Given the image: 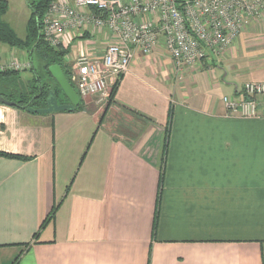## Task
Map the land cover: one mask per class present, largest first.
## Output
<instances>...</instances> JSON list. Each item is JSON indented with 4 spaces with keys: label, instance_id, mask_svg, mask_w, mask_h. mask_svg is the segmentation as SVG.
<instances>
[{
    "label": "crops",
    "instance_id": "0c3cea01",
    "mask_svg": "<svg viewBox=\"0 0 264 264\" xmlns=\"http://www.w3.org/2000/svg\"><path fill=\"white\" fill-rule=\"evenodd\" d=\"M95 34L72 46L100 56ZM250 81L264 82V17L196 65L163 38L137 51L107 109L0 103V151L18 156H0V264H264V94L251 117L223 102Z\"/></svg>",
    "mask_w": 264,
    "mask_h": 264
},
{
    "label": "built area",
    "instance_id": "2783aa9c",
    "mask_svg": "<svg viewBox=\"0 0 264 264\" xmlns=\"http://www.w3.org/2000/svg\"><path fill=\"white\" fill-rule=\"evenodd\" d=\"M264 17V0H55L43 17V34L52 47L67 49L74 35L105 30L108 44L101 56L72 49L64 57L69 81L81 100L110 103L113 84L129 70L136 52L150 54L163 38L178 64L196 65L220 53L255 19ZM73 53V54H72ZM0 63V71L24 70L32 62ZM264 82H246L238 98L224 96L231 114L257 115Z\"/></svg>",
    "mask_w": 264,
    "mask_h": 264
},
{
    "label": "trees",
    "instance_id": "16d2710c",
    "mask_svg": "<svg viewBox=\"0 0 264 264\" xmlns=\"http://www.w3.org/2000/svg\"><path fill=\"white\" fill-rule=\"evenodd\" d=\"M55 0H35L30 1L29 5L31 8V15L28 21L27 25V33L25 37H20L16 33V31L4 20L0 18V42L3 44L8 45L12 49H19L21 51H24L26 55L29 57V59L32 62V56L34 53H36L41 59L44 60V69L47 71L48 74V67L51 64H60L65 71L67 77H69V70L66 68L64 64V57L68 53V51H64L58 48H52L48 46V44L44 40V34H43V17L45 13L47 12L48 8L50 7V4ZM8 8V1L7 0H0V17L7 12ZM31 71L35 72L34 65L32 64ZM36 73V72H35ZM41 77L36 74L33 78V84L30 85L34 90L28 93L21 92L20 99H16L14 95L11 94L7 95L5 93H1L0 95L4 96L8 100L15 101L17 104L14 105V107H17L19 109L27 110L24 107L32 106L35 102V99L33 98V94L36 93L39 94V99H45L48 97V91L51 89L47 85H42V90L40 93L39 90V83L41 82ZM22 80L21 71L20 70H14V69H6L3 71H0V87L2 83L7 82L10 85L11 88H17L19 85V81ZM121 80V79H120ZM120 80L115 82L112 87V91L110 94V101H112L115 97L116 90L118 87V84L120 83ZM57 94V90L62 93V95L65 97L62 89L60 88L58 84V89H52ZM66 98V97H65ZM83 109V100H81L79 106L74 110H81ZM107 109V107H106ZM172 116V110L169 111V122L171 121ZM168 122V123H169ZM0 156H10V157H18L16 155H11L6 152L0 151ZM163 168H161L160 172V180H159V193H158V203L161 196V188L163 184ZM54 215V210L51 212V214L43 221L41 224L40 229L44 228L49 220ZM157 218H158V212L156 211L154 222H153V234H155L156 228H157ZM39 231L36 232L34 237H37L39 234Z\"/></svg>",
    "mask_w": 264,
    "mask_h": 264
},
{
    "label": "rangeland",
    "instance_id": "374dc122",
    "mask_svg": "<svg viewBox=\"0 0 264 264\" xmlns=\"http://www.w3.org/2000/svg\"><path fill=\"white\" fill-rule=\"evenodd\" d=\"M7 1H8L7 12L5 14H3L0 18L2 20H4L5 22H7L16 31L18 36L23 38V37H25V35L27 33V25H28V21H29L30 15H31V11H32L29 3H30V1H35V0H7ZM76 36L77 35H74L72 41L79 39ZM94 38H95L96 42H98V40L100 39V35L95 34ZM44 40L48 44V46L52 47V45L50 44L49 40L46 37L44 38ZM94 41L85 40L84 44L91 47L92 43H94ZM73 47L79 48L80 42L74 43ZM5 48H10V47L8 45L0 42V57L1 58H3L2 53L4 52ZM74 48H70V46H69L67 49L63 48L61 50H64V51L67 50L68 53H71L72 49H74ZM16 50L18 51L16 58H19V60L22 61L25 58V57H23L24 52H21V50H19V49H16ZM19 54L21 56H19ZM31 59H32V64L34 65L36 73L34 71H31L32 66L30 68H25L24 70H21L22 80L19 81L18 87L17 88H11L9 84L7 86V84H6L7 82H4V83H2V85L0 87L1 93H5L7 95L11 94L12 96L14 95V97L16 99H20L19 94L21 92L28 93V92H31L34 90L30 85L31 84L34 85L33 84V78H34V76H36V74L41 77V79H40L41 84L43 83L44 85H47L51 88V89H49L48 92H50L52 89H56V90L58 89V83L55 80V78H53L51 74H48L47 71L44 69V60L41 59L36 53H34V55L32 56ZM12 60H14V58H12ZM39 90H40V83H39ZM58 94L62 96V93L57 90V95ZM33 98L35 99V102L33 103L35 108L46 107L48 97L46 98V100L45 99H39L38 95L36 93H34ZM85 100L91 104L99 105L100 107H102V109H104L106 107L105 103L101 102L98 104L96 102L97 98H87ZM64 101L68 102L67 98L64 99ZM71 180H72V178H71ZM71 180H70V182H71Z\"/></svg>",
    "mask_w": 264,
    "mask_h": 264
},
{
    "label": "water",
    "instance_id": "95a60500",
    "mask_svg": "<svg viewBox=\"0 0 264 264\" xmlns=\"http://www.w3.org/2000/svg\"><path fill=\"white\" fill-rule=\"evenodd\" d=\"M49 73L53 78L57 81L60 88L62 89L65 97L67 98V103H59L56 97V93L54 90H51L48 93V100L46 107L43 108H35L32 106L24 107L29 112L38 113V114H48L55 112H71L74 111L81 102V97L77 90L70 83L65 71L63 70L60 64H51L48 67ZM42 90V84L40 82V93ZM39 96V94H38ZM0 103L14 106L17 103L12 100H8L4 96L0 95Z\"/></svg>",
    "mask_w": 264,
    "mask_h": 264
},
{
    "label": "flooded vegetation",
    "instance_id": "af4514ba",
    "mask_svg": "<svg viewBox=\"0 0 264 264\" xmlns=\"http://www.w3.org/2000/svg\"><path fill=\"white\" fill-rule=\"evenodd\" d=\"M42 85H43V83H42ZM56 97H57V100H58L59 103H65L66 102V101H64V99H66V98L63 95L61 96L59 94L58 95L56 94Z\"/></svg>",
    "mask_w": 264,
    "mask_h": 264
}]
</instances>
